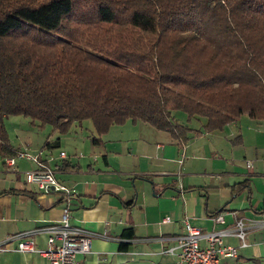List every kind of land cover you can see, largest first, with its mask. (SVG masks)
I'll use <instances>...</instances> for the list:
<instances>
[{
    "label": "trees",
    "instance_id": "1",
    "mask_svg": "<svg viewBox=\"0 0 264 264\" xmlns=\"http://www.w3.org/2000/svg\"><path fill=\"white\" fill-rule=\"evenodd\" d=\"M8 116L60 136L88 120L92 146L127 122L182 146L264 121V0H0L3 162L18 153Z\"/></svg>",
    "mask_w": 264,
    "mask_h": 264
},
{
    "label": "crops",
    "instance_id": "2",
    "mask_svg": "<svg viewBox=\"0 0 264 264\" xmlns=\"http://www.w3.org/2000/svg\"><path fill=\"white\" fill-rule=\"evenodd\" d=\"M193 120L189 126L202 131L205 120ZM24 126L21 136L8 133L11 145L37 157L39 165L16 159L7 168L0 159V243L60 221L65 200L25 182L27 172L42 167L76 190L70 223L98 235L91 252L77 255L74 264H177L175 255L163 251L176 246L174 238L186 224L210 232L232 226L235 218L264 222V121L242 116L220 130L191 133L182 146L168 132L143 123L111 127L100 146L91 145L92 127L85 135L76 131L81 124L63 136L33 123ZM217 215L223 223L215 222ZM127 229L133 230L131 239L123 236ZM245 240L240 248L237 239H226L238 248L226 263L264 264V226L250 227ZM46 241L43 233L34 236L38 248ZM0 264L48 262L11 250L0 251Z\"/></svg>",
    "mask_w": 264,
    "mask_h": 264
},
{
    "label": "built area",
    "instance_id": "3",
    "mask_svg": "<svg viewBox=\"0 0 264 264\" xmlns=\"http://www.w3.org/2000/svg\"><path fill=\"white\" fill-rule=\"evenodd\" d=\"M61 157L64 158L65 153H61ZM16 159L30 160L39 165L37 157L27 152H18L4 160L5 167L12 168ZM25 182L35 185L43 195H58L67 205L59 222L10 236L0 243V251L37 254L46 259L48 264H74L77 255L89 254L92 241L98 235L70 223L69 209L76 200V190L61 185L54 172L47 167L27 172ZM214 220L223 223L222 215H217ZM256 225L264 226V222L248 223L243 218H235L232 226L210 232H202L186 224L185 232L174 238L176 246L166 248L163 254L175 255L177 264H227V259L237 257L238 248L227 244L226 239L235 238L240 242L239 247L244 248L247 246L245 239L248 229ZM40 233L47 237L46 247L43 249L38 248L34 242V236ZM11 242L16 243L15 247L10 248Z\"/></svg>",
    "mask_w": 264,
    "mask_h": 264
},
{
    "label": "rangeland",
    "instance_id": "4",
    "mask_svg": "<svg viewBox=\"0 0 264 264\" xmlns=\"http://www.w3.org/2000/svg\"><path fill=\"white\" fill-rule=\"evenodd\" d=\"M173 114L179 120H182V121L186 120V116L181 112H175ZM196 122L197 121L193 120V121L189 122V125L196 124ZM26 123H31V121L28 118H23L22 116H8V117L4 118L5 128H6L7 132L12 137H14L16 135L21 136L24 133V130H25L24 124H26ZM35 125H38V123L36 122ZM90 127H91V122L87 120V121L82 122L81 126L76 128V131L78 133H82L85 135L86 132H88L87 131L88 128H90ZM45 129H46V131H50V128L48 126H46ZM30 130L36 134L41 133L39 135H41L42 137H44V136L47 137V134H48L45 132V130L40 131L37 127H33V126L30 127ZM27 134H30V132L27 131Z\"/></svg>",
    "mask_w": 264,
    "mask_h": 264
}]
</instances>
